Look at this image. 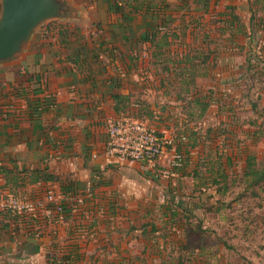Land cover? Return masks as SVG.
Masks as SVG:
<instances>
[{
  "label": "crops",
  "instance_id": "obj_1",
  "mask_svg": "<svg viewBox=\"0 0 264 264\" xmlns=\"http://www.w3.org/2000/svg\"><path fill=\"white\" fill-rule=\"evenodd\" d=\"M70 1L79 8V18L43 25L53 40L50 48L41 39V46L28 53L39 28L21 58L0 65V166L12 173H2L0 189L45 204H36L31 214L0 210V264H133L132 254L144 251L150 237L165 234L154 211L143 212L145 203L170 195L174 207L162 205V211L165 224L173 225L181 189L175 181L195 178L160 170L158 179L145 163L110 156L109 122L129 115L168 135L176 128L179 137L187 136L179 145L194 161L205 140L192 148V132L204 134L210 128L202 126L209 111L224 106L212 85L201 81L218 75L224 91L228 81L243 76L234 74L241 65L247 69L248 46L264 47V5L254 0H165L170 7L160 14L127 12L124 17L112 11L109 0ZM85 16L77 34L61 33L75 29L73 23ZM57 20L66 24L55 27ZM166 29L174 34L170 56L190 54L197 64L207 59L192 85L177 79L173 68L155 63L149 37ZM14 83L25 88L26 98L14 97ZM199 96L210 106L195 122L186 109ZM35 99L52 102L35 114L30 107ZM167 160L168 154L159 162L166 165ZM34 170L60 180L32 182ZM13 174L25 181L16 182ZM48 189L65 205L62 214L46 212L53 207L45 198Z\"/></svg>",
  "mask_w": 264,
  "mask_h": 264
},
{
  "label": "rangeland",
  "instance_id": "obj_2",
  "mask_svg": "<svg viewBox=\"0 0 264 264\" xmlns=\"http://www.w3.org/2000/svg\"><path fill=\"white\" fill-rule=\"evenodd\" d=\"M87 19L85 16L73 23L74 28H84ZM64 24L58 20L54 23L55 27ZM46 32L44 26L39 29L28 53L41 46L37 43L41 39H45V47L53 45ZM250 46L249 58L254 65L259 56L264 57V47ZM242 56L239 64L244 62ZM242 67L234 74L243 76L228 81L224 91L218 87L222 78L218 75L201 81L203 86L212 85L224 106L212 108L206 123H202L216 130L195 151L194 163H198L200 174L195 179L188 176L175 181L181 188L176 194V224L169 226L163 219L162 205L174 207L170 195L161 194V198L145 203L143 212L153 210L154 219L163 225L166 235L150 237L144 251L132 254L133 264H264V181L254 185L245 175L250 160L264 172V79H259L260 66L252 71ZM176 130L170 136L177 141L176 154L182 153L184 160L187 153L179 150L181 137ZM159 161L151 167L152 176L158 179L160 170L180 167L173 152L168 154L166 165Z\"/></svg>",
  "mask_w": 264,
  "mask_h": 264
},
{
  "label": "trees",
  "instance_id": "obj_3",
  "mask_svg": "<svg viewBox=\"0 0 264 264\" xmlns=\"http://www.w3.org/2000/svg\"><path fill=\"white\" fill-rule=\"evenodd\" d=\"M254 1L259 5H264V0H254ZM109 3L111 4L112 11L123 17L126 15L127 12L138 14L141 13L142 11H146V13L148 14L150 13L160 14L162 9H167L170 7V5L165 2V0H161V1L160 0H109ZM93 23L99 27L101 22L99 20L94 19ZM261 27L264 28V24ZM76 31H77L76 29L66 28L64 30H61V33L65 35L69 33L71 35H74L77 34ZM159 33L160 32L158 30L149 37L151 41L154 43L156 49L154 52V58L158 59V61L157 62L155 61V63L158 65L162 64L163 68L167 71H171V69L173 68L176 74V78L182 81L184 85L189 86L194 84L196 79L195 77L196 71H198L201 68L202 64L205 63L207 59H203L202 62H198L199 64H197V62H195L196 60L194 61V58L191 57L190 54H187L182 59L173 58L172 56H170L171 54L168 53L167 48H170L171 45L170 36H173L174 38V34L167 29L163 34H159ZM91 38H93V36H91ZM198 57L199 56H196V59H199ZM71 60L74 59L72 58ZM257 61L258 63L253 65L251 59L249 58L248 69L249 71H252V69L254 70L257 67V65L260 66V71H258V73H259V79L262 80L264 79V57L259 56ZM171 63H172V67L170 66ZM186 74H188V78H185ZM12 89L15 98L27 97V92L25 88H23L21 85L14 83L12 84ZM120 98L121 97L116 96V99H120ZM51 102L52 99L41 100V101L39 99L30 100V107L32 108L33 113L39 114L46 107L51 105ZM191 102L194 103L193 104L194 106L191 105L188 109H186L187 114L190 120L198 122L208 111L210 103L208 101L207 102L204 101L203 96H199L198 98L191 100ZM117 109L119 110V108ZM215 130L216 129L210 127L206 130L204 134L198 130H196V132L193 131L192 142L190 144L191 147L194 148L198 143V139L205 140L207 136L211 135V133H213ZM187 139H188L187 136H181L182 143L186 142ZM179 147H180L179 150L182 151L181 144L179 145ZM187 154H188L187 159H184L182 165L179 168H176L175 170L178 173H181L182 176L191 175L194 178H196L200 174V170H198V163L196 164L194 163L189 151L187 152ZM190 167H192V169H190ZM2 173L12 174L11 171L5 170L2 166H0V174L2 175ZM245 175L252 179L254 185H259L264 181V172L257 170L255 166H253L251 160L250 162L248 161V166L246 168ZM13 177L16 182L25 181V178L23 176H20L19 174H13ZM39 180L57 181L60 180V177L56 174L46 173L41 170L32 171V177L30 181L34 182ZM177 216L178 213L176 212L172 214V217H177ZM153 227H155V225H153ZM165 235L166 233L163 234V236Z\"/></svg>",
  "mask_w": 264,
  "mask_h": 264
},
{
  "label": "built area",
  "instance_id": "obj_4",
  "mask_svg": "<svg viewBox=\"0 0 264 264\" xmlns=\"http://www.w3.org/2000/svg\"><path fill=\"white\" fill-rule=\"evenodd\" d=\"M108 134L106 150L110 156L123 161L142 162L148 167H153L164 155L173 152L174 158L179 159L178 166L182 165L183 154L179 151L178 154L175 152L176 139L139 118L123 115L110 121ZM1 179L0 174V183ZM45 198L53 206L52 210L48 209L46 212L62 214L65 211V205L52 189L47 190ZM78 201L82 199L79 198ZM36 204L40 207L45 206L43 202L35 203L11 193L4 194L0 189V210L2 212L31 214L36 210Z\"/></svg>",
  "mask_w": 264,
  "mask_h": 264
},
{
  "label": "water",
  "instance_id": "obj_5",
  "mask_svg": "<svg viewBox=\"0 0 264 264\" xmlns=\"http://www.w3.org/2000/svg\"><path fill=\"white\" fill-rule=\"evenodd\" d=\"M79 12L70 0H1L0 65L21 58L45 23L79 18Z\"/></svg>",
  "mask_w": 264,
  "mask_h": 264
}]
</instances>
